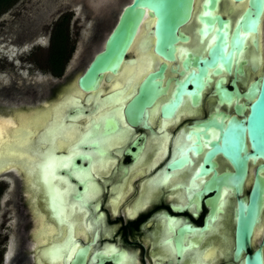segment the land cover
Returning a JSON list of instances; mask_svg holds the SVG:
<instances>
[{
  "label": "flooded vegetation",
  "instance_id": "af4514ba",
  "mask_svg": "<svg viewBox=\"0 0 264 264\" xmlns=\"http://www.w3.org/2000/svg\"><path fill=\"white\" fill-rule=\"evenodd\" d=\"M56 1L49 0L27 23L33 26L30 40L49 34L50 43L53 28L62 22L74 43L70 59L81 47L75 64L70 67L68 60L60 76L49 72L51 78L44 81L34 71L33 84L10 85L5 95L20 100L22 93H31L38 120L31 142L34 161L46 155L62 164L48 175V182L23 170L0 179V264H243L245 255L255 250L264 264V207L247 250L236 257L234 197L225 182L233 167L221 154L206 155L220 127L235 114V99L221 100L216 80L223 77V86L232 89L235 79L242 92L255 71L240 61L243 73L233 64L230 73L206 66L202 77L197 76L199 60L208 57L211 46V32H203L202 19L209 0H190L188 15L175 29L170 56L156 49V15L144 6L121 65L103 73L89 91L75 82L76 73L103 49L122 8L132 0ZM248 5L249 0H216L210 12L233 25ZM55 11L59 14L48 32L40 30ZM72 18L78 22L74 33ZM27 24L19 23L22 28ZM138 63L145 73L123 77L126 67ZM148 77L154 86L147 102L139 112L131 106L127 114V104H134ZM61 110L60 120H55ZM55 123L72 129L76 137L46 133ZM59 142L64 146L56 148ZM260 162L250 164L246 192ZM258 175L264 177V171ZM217 176H223L218 189Z\"/></svg>",
  "mask_w": 264,
  "mask_h": 264
},
{
  "label": "water",
  "instance_id": "95a60500",
  "mask_svg": "<svg viewBox=\"0 0 264 264\" xmlns=\"http://www.w3.org/2000/svg\"><path fill=\"white\" fill-rule=\"evenodd\" d=\"M206 5L210 8L202 16L206 22L203 32H211V46L208 57L199 60L197 76L202 77L206 66H215L216 73L222 70L230 73L232 65L238 68L240 61L243 62V60L251 66L252 70H256L261 65L259 73L252 78L242 92L237 88L235 79L230 82L232 89L223 86V77L216 80L215 89L219 98L227 102L235 99V114L228 119L224 127L216 124L221 131L206 153L207 156L223 155L233 167V173L225 176V182L232 188L234 197L231 207L233 252L238 257L240 252L247 250L253 228L259 221L264 207V177L258 175L259 171H264V44L263 48L261 44L264 0H249L248 7L242 15L237 17L233 25L228 19L210 12L213 8V0H209ZM144 6L151 8L156 15V49L171 55L170 44L174 39L175 29L188 15L190 0H132L122 8L116 24L105 40L103 49L98 51L88 65L76 74L75 82L82 90L95 89L103 73L115 72L119 68L127 54L132 33L143 15ZM149 77L141 83L134 104L131 105V101L127 104V114H131V106L139 112L147 102L150 87L154 86ZM184 86L182 85L181 91L184 90ZM45 102L46 100L43 101ZM35 107L31 101L15 105L4 104L0 105V114L12 117L24 114L30 117ZM258 160L261 162L257 165L254 179L246 192L243 186L244 180L250 171V164H255ZM60 164L62 161L57 157L50 159L43 155L39 163L33 164L30 176L38 173L42 181L48 182V175L53 170H58L57 167ZM8 165L6 164L5 168L1 167L0 179L12 178L13 173L21 172L19 168L18 171L12 170ZM222 177H216V189H218L219 181L221 179L223 181ZM216 197L218 200V192ZM185 228L190 227L186 225ZM243 264H262L261 252L255 250L251 254L247 253Z\"/></svg>",
  "mask_w": 264,
  "mask_h": 264
},
{
  "label": "rangeland",
  "instance_id": "374dc122",
  "mask_svg": "<svg viewBox=\"0 0 264 264\" xmlns=\"http://www.w3.org/2000/svg\"><path fill=\"white\" fill-rule=\"evenodd\" d=\"M48 2L49 0H18L11 5L6 12L0 15V105H15L25 101L33 102L31 93H22L20 100L11 99L5 94L10 91V85L19 87L23 86V82L30 85L33 84L32 82L35 81V77L31 75L34 71H36V75L38 76L37 80L44 81L47 78H51L49 75L50 73L42 67L49 46V34L40 37L36 41L33 39L30 40V38H32L30 33L33 26L27 24L35 17L36 12H39ZM63 2H65V0L56 1L58 4ZM215 6L216 0H213V8ZM58 14L59 12L55 11L53 15L46 18V20L43 21L46 24L44 26L39 25V29H45L46 32H48L47 29L51 26V21L55 19ZM74 15L76 16L77 12ZM20 22L27 24V26L22 28L19 25ZM76 24H78V22H75L72 18L70 22L72 32L75 27H77ZM19 40L26 42V45L22 47L18 46L15 42ZM80 48L81 47L78 46L72 59H69L70 62L68 65L70 67L75 64L80 53ZM89 59H91V56H89L88 60ZM85 66L86 63L82 65L77 73L83 70ZM237 73H243V66L241 64L237 68ZM24 119H26L27 123H32L36 118L30 117ZM46 133H51V130L47 129ZM4 199L5 195L1 200V204L4 203ZM222 235L223 231L221 232V236ZM222 249L221 247L219 252Z\"/></svg>",
  "mask_w": 264,
  "mask_h": 264
},
{
  "label": "bare ground",
  "instance_id": "6f19581e",
  "mask_svg": "<svg viewBox=\"0 0 264 264\" xmlns=\"http://www.w3.org/2000/svg\"><path fill=\"white\" fill-rule=\"evenodd\" d=\"M261 44L263 48L264 44V23H263V28H262V35H261ZM139 58H137L138 60ZM136 60V61H137ZM140 62V61H139ZM127 65V64H126ZM125 65V66H126ZM129 65V64H128ZM136 65V64H135ZM144 66V65H143ZM145 69V68H144ZM261 65L256 68V70L251 74L253 77L257 73V71H260ZM143 67L141 63H138L135 67L133 66L126 67L123 72V77H125V74L129 73L127 76L129 80L137 76L140 72L142 73ZM144 72V71H143ZM125 73V74H124ZM145 73V72H144ZM126 77V78H127ZM112 78V77H111ZM110 78V79H111ZM122 78V77H121ZM118 79V78H117ZM109 81V80H108ZM115 81H117L115 79ZM119 81V80H118ZM125 81V80H124ZM128 81V80H127ZM126 81V82H127ZM121 82V81H120ZM113 83V82H112ZM104 84V83H103ZM109 84V83H108ZM116 84V83H115ZM112 85V84H111ZM116 85H119L118 83ZM104 86V85H103ZM113 86V85H112ZM111 86V87H112ZM121 87V86H120ZM77 88V87H76ZM115 88V87H114ZM79 89V88H78ZM125 89V88H124ZM74 90V89H72ZM104 90V89H103ZM102 90V91H103ZM124 92V91H123ZM105 93V91H104ZM67 94V93H66ZM68 95V94H67ZM67 95L65 99L67 98ZM70 95V93H69ZM77 95V94H75ZM92 97V96H91ZM94 97V96H93ZM63 100V99H62ZM70 101V100H69ZM90 101V100H89ZM57 102V101H56ZM58 104V103H57ZM56 104V105H57ZM62 103L57 107H63ZM88 104V103H87ZM49 105V104H48ZM55 106V105H54ZM45 108V107H44ZM53 109V107H52ZM45 110V109H44ZM43 110V111H44ZM64 110V109H63ZM38 112V111H37ZM45 112V111H44ZM47 112V111H46ZM54 113V112H53ZM64 113V112H63ZM41 114V113H40ZM50 115V114H49ZM62 115V110L61 111H56V116L55 120L59 119ZM39 116V114H38ZM30 117H34L33 115ZM28 116H25L24 114H20L19 116L12 117L11 115H3L0 114V170L1 167H6L5 165L9 163H13L12 165H8L10 169L18 171L20 170H26L28 174H31L33 171V164H35V157L32 156L31 154V142H32V137L35 132V129L37 127V117L32 123H27L26 119L24 118H30ZM50 117V116H49ZM52 117V115H51ZM16 118V119H15ZM49 119V118H48ZM85 123V122H84ZM53 124L51 125L48 130H51V133L58 132V133H65L67 136H70L73 134V130L69 128H63L62 125H56ZM43 130V129H42ZM75 130V129H74ZM73 131V132H72ZM75 134V133H74ZM76 137L75 135H71ZM70 136V137H71ZM58 139V138H57ZM72 139V138H71ZM59 140V139H58ZM61 140V138H60ZM63 140V139H62ZM61 140V141H62ZM70 141V139H68ZM73 140V139H72ZM67 141V140H66ZM57 142V141H56ZM63 142V141H62ZM62 142L57 143L56 148H60ZM65 143V142H64ZM68 143V142H67ZM63 145V144H62ZM67 145V144H66ZM65 145V146H66ZM69 145V144H68ZM45 146V144H44ZM64 146V145H63ZM63 146L61 148H63ZM34 147V146H33ZM42 147V146H41ZM68 147V146H67ZM59 149H57L58 151ZM62 150V149H61ZM65 151V150H64ZM15 167V168H14ZM17 167V169H16ZM19 168V169H18ZM15 174V173H14ZM17 174V173H16ZM19 174V173H18ZM15 179V178H14ZM47 226V225H45ZM48 227V226H47ZM262 235V234H261Z\"/></svg>",
  "mask_w": 264,
  "mask_h": 264
},
{
  "label": "trees",
  "instance_id": "16d2710c",
  "mask_svg": "<svg viewBox=\"0 0 264 264\" xmlns=\"http://www.w3.org/2000/svg\"><path fill=\"white\" fill-rule=\"evenodd\" d=\"M17 0H0V14L5 12ZM74 50V43L69 39L66 27L62 22L56 24L50 36V43L47 49L43 68L51 74L60 76L70 59Z\"/></svg>",
  "mask_w": 264,
  "mask_h": 264
}]
</instances>
